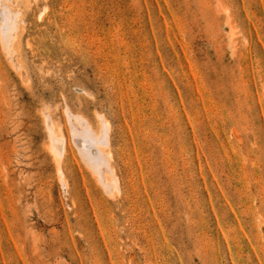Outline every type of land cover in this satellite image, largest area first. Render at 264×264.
Here are the masks:
<instances>
[{
  "label": "rangeland",
  "instance_id": "374dc122",
  "mask_svg": "<svg viewBox=\"0 0 264 264\" xmlns=\"http://www.w3.org/2000/svg\"><path fill=\"white\" fill-rule=\"evenodd\" d=\"M7 3L0 264H264V0Z\"/></svg>",
  "mask_w": 264,
  "mask_h": 264
},
{
  "label": "bare ground",
  "instance_id": "6f19581e",
  "mask_svg": "<svg viewBox=\"0 0 264 264\" xmlns=\"http://www.w3.org/2000/svg\"><path fill=\"white\" fill-rule=\"evenodd\" d=\"M10 2V1H8ZM7 3V0H0V43L9 50H12V47L14 49V44L15 42L17 41V45H18V42H19V38L18 36L20 37V34H19V23H18V16H19V12L17 13H12L11 10L9 9L8 7V3ZM12 4V3H11ZM12 8V7H11ZM43 16H44V13L41 12L39 14V18L43 20ZM22 21V20H20ZM19 21V22H20ZM21 23V22H20ZM23 28V27H22ZM25 29V27L23 28V30ZM22 30V29H21ZM22 30V31H23ZM19 34V35H18ZM1 45V46H2ZM17 47V46H16ZM17 52V50H16ZM15 52V53H16ZM11 53V51H10ZM9 53V54H10ZM12 54H13V51H12ZM71 117V116H70ZM99 118V117H98ZM103 118V117H102ZM101 120V119H99ZM79 121V120H78ZM81 121V120H80ZM84 123V122H83ZM101 127L98 128L99 132H95L94 129L92 128H89L90 126L86 125L87 127H85L84 124H81V127H83L82 125H84L85 129L82 131V132H76V127H75V132H74V135H73V142L75 143L74 145H76V147L78 148V150H80V152L82 153V156H84L87 160H88V164L90 163L91 168L92 169H96L98 168L99 170H105V172L109 173L110 175H113L115 174V172L113 173L112 171V166L111 168L109 167V160L111 158L112 160V157H111V154L110 152H108L106 150V148L108 147L107 144H106V140L107 139V129L106 128V122L105 120H102L101 122ZM100 125V124H99ZM83 127V128H84ZM82 128V129H83ZM97 130V131H98ZM109 138V137H108ZM60 140V139H59ZM109 141V140H108ZM110 144V143H109ZM109 149V148H107ZM80 154V153H79ZM57 158V157H56ZM58 159V158H57ZM56 159V160H57ZM83 160V159H82ZM85 160V159H84ZM59 163V161H57ZM56 162V163H57ZM58 165V164H57ZM86 165V164H85ZM58 167V166H57ZM59 168V167H58ZM97 169V171H98ZM91 170V169H90ZM92 171V170H91ZM60 172V171H59ZM96 172V171H95ZM95 172L93 174H95ZM100 172V171H99ZM106 173V175H107ZM109 175V176H110ZM99 178L100 175H95ZM108 176V175H107ZM108 176V177H109ZM106 178V176H104ZM107 177V178H108ZM111 177V176H110ZM102 179V177H100ZM109 180L108 181H111V179H113L111 177L108 178ZM114 181V180H113ZM116 181V180H115ZM99 182V181H98ZM113 183V182H112ZM116 183V182H115ZM119 184V182H117ZM116 183V184H117ZM104 185V184H103ZM111 185V184H110ZM105 186H108V184H106ZM116 186L118 187V185H115L114 187L116 188ZM111 188V186H109ZM112 187H113V184H112ZM102 189V187H101ZM113 188H111L112 190ZM103 190V189H102ZM109 190V189H108ZM107 190V191H108ZM114 190V189H113ZM112 190V191H113ZM116 190V189H115ZM119 190V189H118ZM106 191V190H105ZM110 191V190H109ZM114 192V191H113ZM108 194V193H107ZM115 194V192H114ZM114 194H111V195H114Z\"/></svg>",
  "mask_w": 264,
  "mask_h": 264
}]
</instances>
